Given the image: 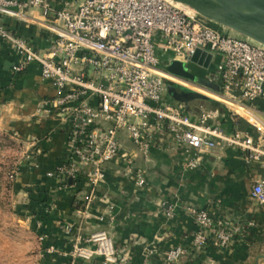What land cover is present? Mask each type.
Here are the masks:
<instances>
[{"label": "built area", "instance_id": "built-area-1", "mask_svg": "<svg viewBox=\"0 0 264 264\" xmlns=\"http://www.w3.org/2000/svg\"><path fill=\"white\" fill-rule=\"evenodd\" d=\"M55 1L0 0V15L18 21L26 22L39 11L41 26L50 34L41 53L0 21V51L8 48L15 55L12 73L37 63L41 79L55 88L56 96L42 102L36 113L54 112L68 128L70 150L55 175L63 186L68 180L84 182L85 208L104 183L110 163L121 164L138 187L144 186V171L134 168L136 153L148 156L156 147L164 151L181 147L192 156L188 168H195L204 154L231 147L244 155L246 163L264 169V138L239 129L224 131L218 123L219 110L187 108L167 91L171 83L205 92L221 108L250 112L254 102L264 101V46L236 39L229 30L170 0H83L60 8ZM196 52L211 57L207 69L189 61ZM173 63L198 67L202 77L190 74L217 90L169 74L166 68ZM122 137L134 151L123 148ZM251 198L264 207V176L254 181ZM191 215L196 226L191 250L196 255L205 251L211 236L222 248L240 232L239 227L214 222L205 210ZM81 240L77 237L72 259L99 257L104 264H116L107 233L97 232L85 240L93 248L79 246ZM47 253L64 255L52 247ZM187 255V249L176 247L165 253L164 260L171 264Z\"/></svg>", "mask_w": 264, "mask_h": 264}, {"label": "crops", "instance_id": "crops-1", "mask_svg": "<svg viewBox=\"0 0 264 264\" xmlns=\"http://www.w3.org/2000/svg\"><path fill=\"white\" fill-rule=\"evenodd\" d=\"M75 1L56 0L54 5L77 6L83 0ZM42 20L39 11L26 22L0 15L3 24L41 53L50 37ZM16 61L8 48L0 51V130L14 133L28 151L17 173V186L23 196L22 210L39 242L32 264H104L99 257L78 261L70 256L77 237L82 239L79 246L93 248L85 240L101 231L112 239L116 264H167L165 253L176 247L187 249L188 255L171 264H264V207L251 198L254 181L264 176L257 163H246L236 149L222 147L202 155L195 168H188L192 156L181 147L174 151L156 147L148 156L136 153L134 168L144 171V186L138 187L136 178L121 164L110 163L104 183L85 208L84 182L68 180L63 186L55 175L70 150L68 128L54 112L36 113L57 92L41 79L37 63L22 73H12ZM188 68L197 77L203 76L198 67ZM192 106L200 105L193 101L187 108ZM221 109L222 130L239 129L264 138V101L254 102L250 112ZM121 140L125 150H135L125 137ZM198 210L207 211L216 223L240 228L230 245L218 247L211 236L201 255L191 250L196 231L191 212ZM51 247L64 255L48 254Z\"/></svg>", "mask_w": 264, "mask_h": 264}, {"label": "rangeland", "instance_id": "rangeland-1", "mask_svg": "<svg viewBox=\"0 0 264 264\" xmlns=\"http://www.w3.org/2000/svg\"><path fill=\"white\" fill-rule=\"evenodd\" d=\"M232 35L236 39L243 38L235 33ZM190 66L182 64L179 77L195 83L194 76L188 71ZM172 71L171 67L166 68V72L175 75ZM204 93L200 94L208 97ZM198 105L209 109L203 101H198ZM27 152L23 142L14 133L0 130V264H32V257L39 250L31 221L22 210L23 196L17 186V173L23 166Z\"/></svg>", "mask_w": 264, "mask_h": 264}, {"label": "water", "instance_id": "water-1", "mask_svg": "<svg viewBox=\"0 0 264 264\" xmlns=\"http://www.w3.org/2000/svg\"><path fill=\"white\" fill-rule=\"evenodd\" d=\"M170 1L189 8L192 12L212 24L221 26L232 33L264 46V0ZM210 58L209 55L196 52L189 61L203 69H207ZM180 66L181 64L179 63H173L170 66L173 69L172 72L175 74L174 76L179 77L181 75L182 72H179ZM193 78L196 82L212 90H217L215 86L209 85L195 77ZM167 91L174 100L183 103L186 107L193 101H212L201 94L186 90L171 83L167 84Z\"/></svg>", "mask_w": 264, "mask_h": 264}, {"label": "trees", "instance_id": "trees-1", "mask_svg": "<svg viewBox=\"0 0 264 264\" xmlns=\"http://www.w3.org/2000/svg\"><path fill=\"white\" fill-rule=\"evenodd\" d=\"M203 102H205V103L208 104L209 109H214V110H219V111L222 110V109L220 108L219 104H217V103H215V102H213V101H210V102L203 101ZM38 221H41V220L38 219Z\"/></svg>", "mask_w": 264, "mask_h": 264}, {"label": "bare ground", "instance_id": "bare-ground-1", "mask_svg": "<svg viewBox=\"0 0 264 264\" xmlns=\"http://www.w3.org/2000/svg\"><path fill=\"white\" fill-rule=\"evenodd\" d=\"M179 6L182 7V8H183L184 10H186V11H191L189 8L184 7V6L180 5V4H179Z\"/></svg>", "mask_w": 264, "mask_h": 264}]
</instances>
